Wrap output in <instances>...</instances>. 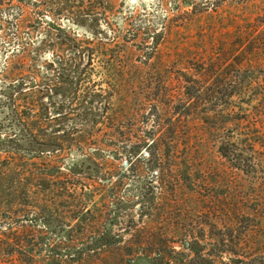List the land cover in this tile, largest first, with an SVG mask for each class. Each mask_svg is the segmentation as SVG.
I'll return each mask as SVG.
<instances>
[{
  "label": "trees",
  "instance_id": "1",
  "mask_svg": "<svg viewBox=\"0 0 264 264\" xmlns=\"http://www.w3.org/2000/svg\"><path fill=\"white\" fill-rule=\"evenodd\" d=\"M143 11L123 15L113 0H0V234L15 240L5 246L22 254L37 247L46 264H136L140 255L151 264H264L259 197L246 216L214 221L206 209L200 226L172 220L168 190L184 217L179 191L189 177V195L199 197V164L193 144L175 137L178 122L167 128L172 140L160 122H136L155 102L170 107L178 98L149 60L120 57L138 34L156 37L157 13ZM200 73L184 76L178 103L189 113L204 98L211 118L217 77ZM218 151L227 158L230 147ZM136 161L157 174L144 183ZM130 181L137 193L124 191ZM207 226L219 227L217 236L203 233Z\"/></svg>",
  "mask_w": 264,
  "mask_h": 264
},
{
  "label": "rangeland",
  "instance_id": "2",
  "mask_svg": "<svg viewBox=\"0 0 264 264\" xmlns=\"http://www.w3.org/2000/svg\"><path fill=\"white\" fill-rule=\"evenodd\" d=\"M145 8L157 13L160 27L156 26V37L138 34L130 43V53L122 52L120 57L137 64L149 60L156 66L152 72L156 81L163 86L162 80L172 79L171 88L178 98L170 107L155 102L156 111L153 106L145 115L140 113L136 122H160L166 129L162 136L168 140L174 138L170 137L168 126L178 122L175 137L181 143L193 144L194 167L199 164L193 171L199 197L194 199L189 195L192 191L189 177L184 180L189 184L183 183L179 191L183 205L179 203L178 207L184 217H180L176 209L178 203L171 201L172 189L168 190V207L174 211L172 220L200 226L202 220L208 219L206 209L214 212V221L225 218L227 212L235 216L233 212L239 210L246 216L252 210L249 207L255 206L257 197L258 202H264V0H113V11H121L123 15L141 13ZM201 70H210L217 77L213 86L216 109L210 112L214 115L211 118H206L205 113L212 104L204 98L189 113L178 103L185 90L181 84L184 76H199ZM132 74L135 72L131 70ZM151 95L162 99L163 91L156 90ZM144 96L137 93L136 102H141ZM221 143L230 147L227 158L218 151ZM118 162L127 168L132 165L123 157ZM149 163L136 161L134 165L140 168L143 174L140 179L144 183L157 174L156 169H145ZM163 176L168 184L174 179L168 172ZM131 178L134 180L133 176ZM138 185L137 181H130L124 191L137 193ZM142 203L144 200L138 201L135 211H141ZM195 228L199 234V229ZM202 228L209 237L217 236L219 230V227ZM7 243H15V240H7L0 234V264H46L37 247L28 253L23 250L24 254L10 253L13 247H6ZM136 264L151 262L140 255Z\"/></svg>",
  "mask_w": 264,
  "mask_h": 264
}]
</instances>
